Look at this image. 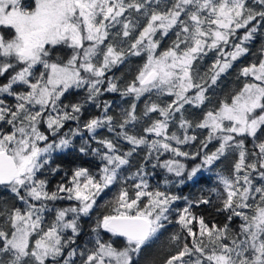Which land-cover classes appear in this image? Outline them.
Returning <instances> with one entry per match:
<instances>
[{"label":"snow or ice","instance_id":"obj_1","mask_svg":"<svg viewBox=\"0 0 264 264\" xmlns=\"http://www.w3.org/2000/svg\"><path fill=\"white\" fill-rule=\"evenodd\" d=\"M257 36L264 0H0V264H141L173 224L164 258L143 264H264V45L240 86L204 111ZM133 57L144 59L132 80L107 75ZM105 93L130 98L118 120ZM89 108L100 114L84 119ZM105 128L111 138L98 135ZM73 149L99 167L65 170L57 158ZM228 154L231 172L217 170L206 195L173 191Z\"/></svg>","mask_w":264,"mask_h":264},{"label":"trees","instance_id":"obj_2","mask_svg":"<svg viewBox=\"0 0 264 264\" xmlns=\"http://www.w3.org/2000/svg\"><path fill=\"white\" fill-rule=\"evenodd\" d=\"M168 42H169L168 40H165L164 46H167ZM262 45H264V37L257 36L255 41L251 44L250 53L248 55L242 57L238 62H236L234 64V66L226 74H224L220 78V80L218 82V86L215 89V95L213 96L212 102H211V104L204 107V111L207 110V107H211L212 105L216 104L218 99L223 98L225 95L229 94L233 89H236L240 86L241 81L237 80V74H238L239 69L242 66H246L253 61L258 62V60H259V49ZM57 54L66 57L67 55H70V50L58 49ZM143 59H144L143 57H139V58L133 57L127 63H125L121 66H117L116 68H113L112 71L109 72L107 75H115V76L121 77L120 83H121V86H123L124 84H126L127 82H129L130 80L133 79L138 67L143 63ZM212 59H213V56H211V55L205 59L204 63L200 66L201 72L206 71L207 66L212 62ZM75 95L82 96L83 92L77 91L75 93ZM153 98L155 99V97H153ZM101 99L113 101V106H112L109 114L114 115V116L115 115L120 116L121 110L123 108H127L131 102L130 98H127V97L122 98L120 96V93H105L104 96L101 97ZM145 99H147V97L142 98L138 102V112L143 109ZM160 99H161L162 103H166V102H168L169 98L161 97ZM87 110L84 113V117H83L84 119H88L89 114H91V115H99L100 114L99 110H97L95 108H89V112ZM202 114H203L202 111L197 110V109H189V112H188L189 118H191L193 120H197V119L201 118ZM71 126H73V125L69 124L66 126V128L71 127ZM139 127L140 126L137 125V129ZM137 129H132V131H136ZM173 130H175V129L173 128ZM206 134H207V132L205 130L203 132V134L200 136V138L202 139L203 136ZM98 135L101 137L107 136L109 138H111V136H112V134L109 133L106 128L103 130H100L98 132ZM85 136H87V133H85ZM79 144H80V140L77 139L76 140L77 147L79 146ZM123 147H124V149H127L129 146L125 142L123 144ZM210 147L212 149L213 145H211ZM248 147L249 148L252 147L250 140L248 142ZM185 150L194 151L195 149L189 148V149H185ZM143 155H144V150H139V155H137L133 158V161H132L133 167H132L131 171H135V168L140 163ZM165 158H167V157H165ZM233 158L235 159V157L233 155L228 154V156H226V158H222L217 163L216 168L212 169L210 172L206 171L204 173V179H202L199 183L189 182L186 185L180 186V188H178V189H173V191L181 192L183 195L189 196L190 198H195L196 196L200 195L201 191H203V193L206 195L208 193V189L211 187H215L217 184V179H216L217 170H222L225 174H229L231 172V167H232V164L234 161ZM56 162L62 163L65 170H70L71 168H73L77 165L89 167L93 171H95L99 167V161L98 160H96L95 158H93L91 156H83V155L79 154L76 149L68 151L63 157H58ZM149 170L151 171V169H149ZM160 179H161V176L159 174V170H157V174L154 177H150V182L152 184H155ZM57 180H59V176L52 177L51 182L49 184V187L51 188L52 185H54ZM118 189H119V186L117 185V186L111 187L110 189L106 190L105 193H103L102 196L99 198V203L104 204L105 200L110 199L114 194H116L118 192ZM3 196H4V198L8 199L11 202V197L6 192L3 194ZM66 203L67 202H65V204ZM182 206H183V201L177 202L176 207H182ZM98 210H102V209H98ZM195 211L198 212L199 214L204 215L208 220H214L217 223H222L224 221V216L222 214L218 215L216 213L215 209L212 207L201 205L200 207L196 208ZM93 216H95V213H93ZM49 218H51V217H49ZM239 223H240V221L238 219L234 220L232 227L238 228ZM90 224H91V221H89L87 219H84L82 221V227L85 231V235H82L80 237L81 243H84L88 239L86 233L88 232ZM177 229H178V226L175 224L169 226L167 228V231H165L159 237L158 242L153 243L150 248L145 249V254H144V257H142V259H141V264H143L144 258H147L149 256H154L158 260H162L166 254L168 247H169L168 236H169V234L177 231ZM105 238L107 239V236Z\"/></svg>","mask_w":264,"mask_h":264},{"label":"rangeland","instance_id":"obj_3","mask_svg":"<svg viewBox=\"0 0 264 264\" xmlns=\"http://www.w3.org/2000/svg\"><path fill=\"white\" fill-rule=\"evenodd\" d=\"M88 112H89V109L87 110ZM186 115H188V113H186ZM114 116V115H113ZM117 120L120 118V116H114ZM153 118H155V117H153ZM211 145H213V147H212V149H211ZM210 146H209V150H213L217 145H216V143L214 142L213 144H211ZM228 156V155H227ZM224 158H226V157H224ZM234 159V158H233ZM50 219V218H49ZM156 242H158V240L156 241ZM155 242V243H156Z\"/></svg>","mask_w":264,"mask_h":264}]
</instances>
